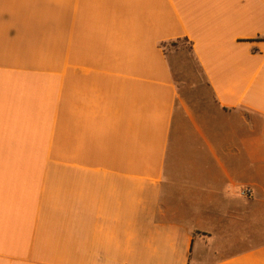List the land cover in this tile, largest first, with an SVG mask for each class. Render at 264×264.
<instances>
[{"label": "crops", "instance_id": "1", "mask_svg": "<svg viewBox=\"0 0 264 264\" xmlns=\"http://www.w3.org/2000/svg\"><path fill=\"white\" fill-rule=\"evenodd\" d=\"M0 264H264V0H0Z\"/></svg>", "mask_w": 264, "mask_h": 264}, {"label": "rangeland", "instance_id": "2", "mask_svg": "<svg viewBox=\"0 0 264 264\" xmlns=\"http://www.w3.org/2000/svg\"><path fill=\"white\" fill-rule=\"evenodd\" d=\"M165 48L167 52H169L172 46L167 45ZM179 48H182L183 50L186 49L184 44H179ZM178 53L181 55H174V58L171 56L178 83H202L203 80L201 79L196 65L190 60L188 56L185 55V53ZM183 91L186 90L183 89ZM186 93H189V90H187Z\"/></svg>", "mask_w": 264, "mask_h": 264}, {"label": "built area", "instance_id": "3", "mask_svg": "<svg viewBox=\"0 0 264 264\" xmlns=\"http://www.w3.org/2000/svg\"><path fill=\"white\" fill-rule=\"evenodd\" d=\"M241 196H249L250 195V190L248 188L242 189L240 191Z\"/></svg>", "mask_w": 264, "mask_h": 264}, {"label": "trees", "instance_id": "4", "mask_svg": "<svg viewBox=\"0 0 264 264\" xmlns=\"http://www.w3.org/2000/svg\"><path fill=\"white\" fill-rule=\"evenodd\" d=\"M168 45H171V46H176V42H171L169 43ZM166 46V45H163V47Z\"/></svg>", "mask_w": 264, "mask_h": 264}]
</instances>
